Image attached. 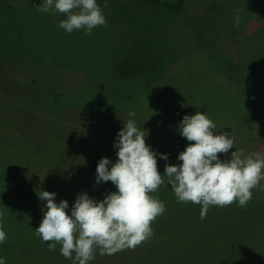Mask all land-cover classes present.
Returning <instances> with one entry per match:
<instances>
[{
  "label": "rangeland",
  "instance_id": "1",
  "mask_svg": "<svg viewBox=\"0 0 264 264\" xmlns=\"http://www.w3.org/2000/svg\"><path fill=\"white\" fill-rule=\"evenodd\" d=\"M43 2L44 0H0V20H3L4 23V25L0 24V61L3 58L4 62V59L8 56L6 44L3 45V41L12 32L10 26L13 25V20H15L11 14L12 9L14 7V13L17 9H25L27 12L24 16L27 19L24 18L19 21V28L28 37H24L23 40L19 41L20 45L30 55L46 61L61 63V67L73 76L77 75L75 72H78L81 75H88L89 80L93 82V85L86 90L73 91L59 98L55 97L52 105L51 102L45 105L48 109L74 108L81 105L88 106L92 110L96 108L103 109L108 106V99L115 105V103H121L124 99L128 98L125 94L133 86H137L138 88L151 86V84L152 86H158L160 89H155V94H159V97L156 98L155 96L154 98L157 105L152 108L154 112L139 114L141 125L152 128H148L149 136L152 140L151 145L153 148H157L159 144L164 143L165 139L168 138L167 131L179 133V124L184 117L183 112L180 114H174L173 112L172 98L174 96L173 91L176 90L175 84L180 85L185 81L187 89L191 84L195 85L194 82L199 84V82L205 83L209 81L211 77L207 76L205 72L208 66L210 73L212 71L217 73L212 72L218 78H215L214 81H222L226 84L228 92L237 91L239 92L238 95L246 100L244 104L247 109L245 108L244 111L246 112L245 117L248 123L242 130L235 128V134L240 136L242 140L233 148V152L243 149L245 155H248L256 152L255 145L259 143L261 144L260 154L264 156V117L262 115H254L248 111L253 103L251 101L252 97L259 94L260 102H264L263 57L260 58V62H257V58L256 61L253 59L255 53L256 56L260 53L264 54V48H259V42L264 37V33H262L264 21H259L257 24L259 19H250L252 9L258 3V0H183V3L176 7L174 3L171 4V2L168 3L165 0L162 2L158 0H107L108 6L104 7L105 0H97V4L101 7L106 17V25L94 28L91 35L85 34L84 30H76L71 34L66 33L58 25L61 20L67 19V16L51 11L48 13L37 11V6H41ZM7 5L10 6L11 10L7 8ZM14 15L16 16L17 14L15 13ZM236 15H239L241 18L239 27H236L234 24V17ZM25 28H28V31H25ZM237 35L244 38L246 42L238 39ZM259 36L260 39L257 41ZM13 46L11 42L7 48L11 53H13ZM197 51L202 52V58L197 54ZM220 51L232 58V63L238 65L240 71L236 72L237 69H234L232 71L235 72L234 74H223V72L229 71L230 66L220 62ZM210 53H212V56H210ZM153 62L159 64L155 70L141 69ZM256 62L258 65H256ZM204 63L207 65L203 68L202 64ZM63 64L64 66H68V68L64 67ZM256 67H260L258 68L260 70L255 71ZM2 68L0 70V83H4V87L8 78L12 77V72L8 70V66L7 69ZM72 70L75 72H72ZM192 70L194 71L193 75H191ZM139 71L141 73L137 74ZM260 72H262L261 76ZM51 75L53 76V83L57 87L58 96L62 88H65L68 82L75 79L65 73ZM8 83L11 84V81L9 80ZM43 84L44 82H42ZM234 84L240 87H233ZM229 85L231 90L227 87ZM44 91L42 94H39L40 100L49 99L55 95L49 93V88L46 86ZM122 91L123 93H121ZM24 98L25 95L16 99L22 100V105L29 111H32L28 107L30 105L29 101ZM126 101L133 103L132 98L130 100L126 99L123 102L125 103ZM189 101L195 105L196 109H203L205 106V101L200 98L197 101L190 98ZM5 111L12 113V105L6 104L4 107ZM177 115L180 116L177 118L175 117ZM240 120L243 123L244 118H240ZM157 122H160V125H157ZM38 123L39 120L36 119L34 121L32 119L25 120V134L27 136L33 134L34 138H37L38 135L44 136V139L48 135L53 134L54 140H58L59 135H62L60 133L64 129L62 127L56 132L50 129L48 132L43 130L40 133L42 128ZM50 123L52 125L57 124V118L50 120ZM86 135L89 144L94 146L98 134L89 130L86 132ZM254 137L258 139L257 143ZM71 139L73 145H78L77 136L71 137ZM114 140V138H111L110 141L113 142ZM59 144L53 147V152L60 157H65L64 155L67 154V141L60 140ZM178 144L182 147L180 142ZM60 147L62 148L60 149ZM73 152L76 158L77 154L75 151ZM231 153L229 154L230 157ZM69 157H65L62 161H67ZM220 160L226 161V157H221ZM83 174L59 171L53 172L51 175L21 172L9 173L5 177L2 176L0 178V227H2L5 233L9 232V228L5 224V213L9 209V205L15 202L19 191L24 195H32L36 201L34 202L33 200L34 205L30 206H32V209H35V212L42 211L41 213L45 210L47 201H41L37 193L41 190L54 192L57 194V203L61 200L68 201L69 207L66 211L69 215H71L72 207L80 194L86 192L91 198L99 202L106 195L118 191L116 186L110 181L97 184L96 179L90 177L89 182L84 177L85 174ZM161 175L163 176V174ZM163 179L165 180L167 177H163ZM164 182L166 183L167 180ZM261 182H264V180H261ZM165 183L159 187L157 192L150 193V195L158 198L165 205V212L152 223L151 227L160 229L164 234L170 231L167 240L160 245V247L169 251L167 258H163L167 260V264H190L196 254V248L201 247L203 249L200 243H204L205 239L201 236L200 230L195 231L191 237L180 238L175 235L172 229L174 204L166 202L163 195L167 191V188L172 187V185ZM111 187L112 190H110ZM260 196L264 200V195L261 194ZM33 202H30V204H33ZM36 202H39V206ZM213 208L217 213H224L222 210H219L220 207L218 206H213ZM231 211L229 217L234 218L237 214L234 213L233 209ZM42 219L43 217L40 219L41 222ZM222 221L227 222L225 219L221 221L217 219L213 222L212 234L223 237V240L228 244L221 246L223 247L221 255L224 256L228 253L225 248L229 247L232 251L233 248L230 247L235 245L230 233L228 235L225 234L234 231L236 232L234 236H239L240 228L230 230L229 226H231L232 221L228 220L229 225ZM41 222L33 229L34 233H24V238L27 241L36 239L38 242L44 243L35 234V229L40 226ZM232 224H235L234 221ZM8 239L9 244L18 243L10 235V232ZM190 241H192L191 243L195 241V243L190 245ZM253 242L247 241L242 244L254 248L255 244ZM61 247L60 244H57L56 249L51 252L58 253ZM38 248L39 246L34 243L28 250L32 252ZM261 255H263L262 250ZM222 256L219 257L215 264H243L252 258V255H246L244 259L242 258L243 260L240 259L233 263L228 256ZM17 258L15 260L10 258L11 264L31 263L22 262L19 256ZM199 259H201L199 260V264H211L203 255ZM33 260L34 258L31 261ZM155 260V258L152 259L150 256H146L144 260L143 254L139 253L134 257L119 260L111 264H158Z\"/></svg>",
  "mask_w": 264,
  "mask_h": 264
},
{
  "label": "trees",
  "instance_id": "2",
  "mask_svg": "<svg viewBox=\"0 0 264 264\" xmlns=\"http://www.w3.org/2000/svg\"><path fill=\"white\" fill-rule=\"evenodd\" d=\"M158 1L162 2L163 0ZM165 2H171V4L174 3V6L176 7L180 6L183 3V0H165ZM7 8L10 9V6L7 5ZM14 11L13 7L11 14L15 19L13 20L15 24L13 23V25L10 26L12 32L9 33V36L3 41V45L6 44V52L8 56L4 59V62L3 58L0 61V70L3 69L2 67L7 69L8 66V70L12 72V77H10V79L8 78L7 81L8 83L10 80L11 84L6 83L3 87L4 83H0V178L2 176H7L9 173L35 172L51 175L53 172L66 171L81 174L84 173V177L90 182V177L96 179V169L102 158H109L113 164L117 161L118 149L114 147L117 134L124 127V123L130 119L136 123L139 129L145 131V135H147L146 143L151 147L152 151L157 153L159 173L165 175L166 163L171 165L182 164V161L178 160V156L182 151L186 150L189 145V141H187L186 138L182 137L179 133L167 131L168 138L165 139L164 143L159 144L160 146L158 145L159 147L157 146V148H153L151 145L152 140L148 132V128L150 129L151 127H143L140 123V113L150 114L154 112L152 111V108L156 105L154 98L155 96L156 98L159 97V94H155V89H160L158 86H152V84L151 86L140 88L133 86L127 94H125L126 90L124 92V94L128 96L126 99L130 100L132 98L133 103L131 101H126L124 103L123 101L126 100L124 99L121 103H115V105L119 104L115 106L108 99L107 103L109 107L107 106L103 109L96 108L95 110H92L90 107L83 105L74 108L62 107L61 109H48L45 105L49 102H51L52 105L55 101L53 100L55 97L59 98L60 96L73 91L86 90L93 85V82L89 80L88 75H81L74 70H72V72H75L77 75L73 76L61 67V63L46 61L30 55L29 52L19 43V41L23 40L24 37H28L25 32L21 31L19 28V21L24 18L27 19V17L24 16L26 15L27 10L17 9L15 12L17 14L16 16L14 15ZM251 18H257V20L259 19L258 21L255 20L257 21V24L259 21H264V0H258V3L254 5L250 19ZM0 24L4 25L3 20H0ZM10 27L8 26L9 29ZM25 31H28V28H25ZM262 33H264V26L262 28ZM260 36L257 38V41H259ZM236 37L246 42L244 38H241L238 35ZM11 42L14 45L13 53L9 52L7 49ZM259 44V48L263 49L264 37ZM197 54H199L201 58L203 57L202 52L197 51ZM220 54V62L230 66L228 69L230 72L225 71L223 74H234L235 72H232L234 69H237L236 72L240 71L239 66L232 63V58L225 53H221V51ZM261 54L262 53L257 54L256 56L255 53L253 58L254 61H256L257 58V62H260V58L262 57L264 61V54H262V56ZM210 56H212V53H210ZM257 62L256 65H258ZM206 65L207 64L204 63L202 64V67L204 68ZM158 66L159 64L157 62H153L141 69L155 70ZM64 67L68 68V66ZM258 68L260 67H256L255 71H259L260 69ZM205 72L207 76L211 77V79L205 83L199 82V84H197L194 82L195 85L191 84L189 88H187L188 90L185 87V81L180 85L175 84L176 90L173 91L174 96L172 98L174 114H180L183 112L185 116L195 115L197 112L204 113L214 123L216 122V128L213 130L214 134H223L224 132L231 134L233 130L235 132V128L242 130L248 123V120L245 117L246 112L244 111L246 108L244 104L246 100L240 97L238 95L239 92L237 91L228 92L226 90V84L221 80V82H219V80L214 81L215 78H218L212 74L213 71L210 73L208 66ZM64 73L74 77L75 79L68 82L66 87L62 88L60 91L61 93L58 96L57 87L53 83V76L51 74ZM140 73L141 71L137 72V74ZM193 74L194 71L192 70L191 75ZM261 75L262 72H260V76ZM42 82H44L43 85ZM188 82L186 83L188 84ZM45 86L49 88V93L55 95L49 99L40 100L39 94L45 92ZM227 87L231 90L230 85ZM233 87L239 88L240 86L234 84ZM22 93L25 95L24 99L29 101L30 105H28V107L31 108L32 111H29L22 105V100L16 99L23 97L24 95ZM121 93H123V91ZM190 98L195 101H197L198 98L205 101L203 109H196L195 105L189 101ZM259 99V94L251 98L253 103L248 111L254 115H262L264 117V102L261 103ZM6 104L12 105V113H9L8 111L4 112ZM132 112L135 113V116L129 115V113ZM5 114L7 115L5 116ZM178 116L180 115L175 117L178 118ZM56 118L58 123L52 125L50 120ZM240 118H244L243 123ZM27 119H32L33 121L35 119L39 120L38 124H40V127L42 128L40 133H42L43 130L48 132L50 129H53L56 132L60 127H62L64 128L60 132L62 135H59L58 140H54L53 134L48 135L45 139L44 136L39 135L37 138H34V136H32L33 134H29V136H27L25 134L26 127L24 126L25 120ZM151 123H153V121H151ZM159 123L160 122H157V125H160ZM3 128L5 129L3 130ZM89 130L98 134V138L94 146L89 144L86 135V132ZM75 136H77L78 140V145L76 146L73 145V141L71 139V137ZM235 137L236 139L233 148L242 140L240 139V136H237L236 134ZM111 138H114L115 140L111 142ZM254 139L257 143L258 139L255 137ZM60 140L67 141V154L64 155L65 157L70 156L67 161H62L65 157H60L53 152V147L56 144L60 145ZM179 142L182 147L179 146ZM260 145L261 144L259 143L255 145L257 153H260ZM61 148L62 147H60V149ZM233 148L230 149L227 154L222 153L221 156L219 154V158L226 157V161L230 160L231 157L229 154L233 152ZM73 151L77 154L76 158ZM160 154H168V160L165 161L161 159ZM111 166L112 164L109 165V169H111ZM260 185L261 187H264V182H260ZM110 190H112V187ZM18 193L19 195L16 197L15 202L12 205H9V209H7L5 213V224L9 228L10 235L18 243L9 244V232H7L5 242L0 243V258L5 260V264H11L10 258L15 260L18 259L17 256H19V259L22 260V262H31L30 264H73L75 253H73V259L69 260L63 257L60 252L53 253L49 251L48 243H40L41 241L38 242L36 239L27 241L24 238L25 232L28 234L34 233L33 229L41 222L40 219L43 217L44 211L43 213H41L42 211L35 212V209L31 208L32 206L30 205H34V202L36 201L33 199L32 195H24L21 191ZM261 194L264 195V191H262L260 187L254 188L252 189V199L248 202L246 207H240L237 201L229 206L220 208L219 210L224 212L221 214L215 212V209L211 206L208 209L206 218L201 220V205L193 204L191 202L178 203L175 194L172 191V187L167 188V191H165L163 195L165 196L166 202L174 204L172 229L175 232V235L180 238H186L193 236L195 231L200 230L201 236L205 239L204 243H200L203 249L201 247L196 248V254L190 264H199V260H201L199 258L201 255H203V257L211 264H215L219 257L222 256L221 249L223 247L221 246H226L228 244H226V241L223 240V237L212 234L214 227L213 222L217 219L220 221L225 219L227 222H222L227 225H229L228 220H231L232 223L234 221L235 224L233 225L231 223V226H229L230 230L240 228L239 236H234L236 233L234 231L225 234L228 235L230 233V236L234 239L233 243H235V245L230 247L233 248L232 251L229 247L225 248L228 253L222 257L228 256L231 259V262L234 263L242 258L244 259V256L246 255H252V258L245 261L243 264H247L248 262L249 264H264V200L260 196ZM30 202H33V204H30ZM36 203L39 206V202ZM232 209L234 210V213L237 214L234 218L229 217ZM5 228L7 229L6 226ZM152 229L154 235L141 245L137 246L134 250L126 249L113 255H101L99 248H97L95 250V258L89 261V264H111L118 262L119 260L134 257L139 253L143 254L144 260L146 256H150L152 259L155 258V262L158 264H167V260H164L163 258H167L169 251L160 247V245L167 240L170 231L167 234H164L160 229ZM247 241H254L253 244H255V247L252 248L250 246L243 245ZM191 242L192 241L189 242L190 245L195 243V241H193V243ZM34 243L38 245L39 248L35 251L29 252L28 249H30ZM259 249L263 251V255H261V250ZM235 257L238 258L235 259ZM33 258L34 260L31 261Z\"/></svg>",
  "mask_w": 264,
  "mask_h": 264
},
{
  "label": "clouds",
  "instance_id": "3",
  "mask_svg": "<svg viewBox=\"0 0 264 264\" xmlns=\"http://www.w3.org/2000/svg\"><path fill=\"white\" fill-rule=\"evenodd\" d=\"M105 0L104 7H107ZM78 10V11H77ZM37 11L65 14L58 27L71 34L106 25L103 10L97 0H44ZM241 18L234 17L239 27ZM135 116V113H129ZM215 123L204 113L185 115L179 124V134L189 141L178 160L182 164H166L165 175L158 171L157 153L146 143L145 131L133 120L124 123L118 132L114 147L117 161L104 157L97 166L96 183L111 181L118 191L106 195L99 202L86 192L78 195L71 211L67 200L56 202V193L40 191L41 201H47L44 216L35 234L49 251L57 244L60 253L73 264H89L99 248L101 255H113L126 249L134 250L154 233L152 223L165 212V205L150 195L158 191L167 177L178 203L202 206L200 219L206 218L211 206L223 208L238 201L242 208L252 199V189L261 187L264 180V156L253 152L245 155L243 149L231 153L230 160L221 161L219 154H227L235 143V132L214 134ZM167 161L168 154H160ZM112 164L111 169L109 165ZM7 236L0 227V243ZM0 264L5 260L0 258Z\"/></svg>",
  "mask_w": 264,
  "mask_h": 264
}]
</instances>
